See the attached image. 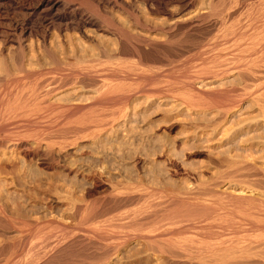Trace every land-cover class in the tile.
I'll return each instance as SVG.
<instances>
[{
    "label": "bare ground",
    "instance_id": "bare-ground-1",
    "mask_svg": "<svg viewBox=\"0 0 264 264\" xmlns=\"http://www.w3.org/2000/svg\"><path fill=\"white\" fill-rule=\"evenodd\" d=\"M251 1L255 0H203L201 4L198 0H0V264H22L20 259L29 239L24 229L36 227V222L31 217L23 218L20 199L30 192L28 187H39L37 183L46 180L43 176L48 173L43 169L61 165L63 157L56 158L58 150L62 155V151L82 142L91 143L107 136L119 125L118 120L128 116L129 106L136 99L148 102L151 98L182 93L186 102L197 106L202 102L208 108H216L220 112H215L217 117L224 113V118L234 112L243 99L239 92L245 88L221 90L213 84L223 85L235 78L248 84L264 81V65L257 64L258 61L264 64V52L263 56L260 54L262 60H256L258 57L254 55L256 49L264 50V1ZM141 6L147 9V16H162L163 20L143 17L145 10L142 12ZM213 32H217L218 41L212 44L209 37ZM185 36L192 39L191 45L194 41L197 48H202L204 68L181 72L175 66L148 73L153 63L178 59ZM128 59L134 60L133 63L127 62ZM131 80L133 84L125 83ZM253 89L247 90L248 93L252 94ZM263 95L262 91L255 97L260 101ZM113 106L118 109H111ZM216 122L218 126L221 123ZM18 150L23 157L16 168L17 158L11 156ZM37 165L43 168L41 172L35 169ZM91 168L90 165V171ZM257 176L255 179L260 180ZM218 184L215 182L199 194L210 196L209 205L191 198L151 201L117 224L119 229L128 231L112 236L119 242L114 247L104 244L96 228L77 231L64 228L53 241L46 239L35 246L32 243L27 264H106L127 242L142 245L146 254L163 264H264L263 199L261 202L246 192L217 193L212 187ZM51 185L57 186L54 181ZM17 186L28 188L27 194H19V201L14 196ZM41 189L46 190L44 186ZM263 191H258L261 196ZM108 199V204L100 199L87 203L84 221L93 222L103 210H115L130 200L118 192ZM225 202L247 207L245 211L250 212H245L248 213L245 217L244 211L237 208L242 216L237 218L227 209L232 206ZM82 206H76L78 213ZM216 220L226 221L225 227L216 225Z\"/></svg>",
    "mask_w": 264,
    "mask_h": 264
},
{
    "label": "rangeland",
    "instance_id": "rangeland-1",
    "mask_svg": "<svg viewBox=\"0 0 264 264\" xmlns=\"http://www.w3.org/2000/svg\"><path fill=\"white\" fill-rule=\"evenodd\" d=\"M262 1L259 0L258 2L260 3ZM198 2H200L201 4V2L204 3L206 2V0H204V2L203 0H198ZM142 7L143 6H141V8ZM141 11H144L143 17L163 20L162 16H147L148 13L146 8ZM217 38V32H213L209 37L210 43L213 44L218 41ZM184 43L186 44L183 45ZM184 43H182L183 52L178 59H176L174 62H162L163 64L161 62L153 63V65H151L152 67L149 65V70H147L148 73L154 74L157 72H163L169 69H173L175 66H177V71L181 72H184L186 70L194 72L200 71L199 68L201 69V67L204 66L202 65L203 63L201 60L202 56L200 55L202 52V48H197L198 43L194 41L193 45H191L192 39H188L187 36H185ZM256 50V53L254 52V55L258 57L256 58L257 60L260 59L261 56H263V54L261 53H263L264 50L262 48ZM255 56H253V59H255ZM228 58L231 57L228 56ZM262 59H264V57H262ZM133 61L134 60L132 59L127 60V62L129 63H133ZM168 63L170 65H167ZM258 63H260V66L264 65L262 64L263 62L261 63V61H258L257 64ZM235 79H232L229 83L224 82L223 85H221L222 83L220 82L213 84L214 87L217 85V87H220L221 90H227L231 88H245L244 91L245 93L247 92L246 94L241 93L244 92L243 90L239 92L241 95H243V99H241V96L238 95V99H241V102L239 101V103L241 104L238 103L237 107L233 110L234 112H232L233 114L231 113L229 115H225L224 118L222 116L224 115V113H221V115L219 114V117H217V113L219 111H217L216 108H208L205 104L204 107V105L201 104L202 102H198L201 107L199 105L197 106L196 103H192L191 101L189 102V100L188 102H186L185 99H187V97L185 96V99L183 100L182 93L181 96L180 94H170L166 95V97H155V99L151 98V100L148 99V102L143 98H139L138 100L136 99L135 101H133L131 103L132 105L129 106L128 116L125 119L123 118L117 121V124L119 125L116 126L118 128L115 126L116 129L114 128L115 130L113 131H119L118 133H115L113 131L109 132L107 136H103L108 138H106V140H102L103 137H101L100 139L91 141V143L90 141L82 142L79 146L69 148L65 152L62 151V155L61 151L56 149V151L58 150V153L60 152L58 155L56 152V158H58V156L59 158L63 157V159L60 158L61 167L56 166L49 170H44L41 166L37 165L38 169L35 168L37 171L41 172L40 169H43L42 171L48 173V176H43V178L46 177V180L43 179L44 181H42V183H37V185H39V187L37 186L38 188L36 187V185H33L36 188L31 186L28 187L29 189L27 187H22L20 189L19 186H17V188L15 189L16 191L18 190L17 192L13 189L15 191L14 196L16 198H19V194L20 196L21 194H27L26 189H28V191L30 190L28 194H32V196L34 197L33 198L31 195L27 196V194L23 196L25 197V199H23V197L21 196V199H23V201H21V199L19 198L20 205L24 209H22L23 218L25 217L26 219H29L28 217H31L30 219L33 220L34 218L33 221L36 222V227H26L24 229V235H29V239L20 259L21 263L27 264V262L30 261L31 256H29V251L31 249L29 248H32L33 244L35 246L43 243V241L45 243L46 239H49L47 241H51L53 238L55 239L56 236L61 234L60 232L62 231V229L68 227L69 229L75 231H77L78 229L87 230L96 228L103 236V240H105L103 241L104 244L114 247L119 242L113 239L112 236L117 234H125L128 231L121 228L119 229V227L117 226V224L124 220L125 217H129L130 215L135 213V211L139 209L141 210V208L143 209L149 203L157 201L167 202L173 199L191 198L196 203L209 205L210 201L208 203V199H210V196L208 194H204L203 196L199 194L201 193V191H203L204 188H208L215 182L219 184L218 186L212 188L217 193H222L224 191V193L230 192V194L246 192L248 194H251V197L257 200L259 199V201L263 202L264 195L261 196L262 193L259 192H262L264 190V183H260L262 180H264V114L262 113V111L264 112V108L262 110V107H264V103L262 104L261 101L264 95L261 97L260 101H258L259 99L257 97L259 92L263 91L264 94V85H261V83L264 81H250L251 83L249 82V86L248 82H242L239 78ZM131 82L133 84L132 80L128 81V83H125L128 85L131 84ZM254 83L256 84L254 85ZM225 84L228 85L224 86ZM258 84L261 86H259ZM241 85H243V87ZM256 86L259 88H257ZM251 87L255 88V91L252 88L254 91L252 94L250 92L248 93V91L252 90L249 89ZM261 94L262 93H260V95ZM165 98L168 99V101ZM253 98H256L257 100L254 99V101H251L253 100ZM180 104L183 105L182 108ZM258 104L259 107L261 106V108L257 106ZM113 108L118 109L117 106L111 107V109ZM133 108L135 109V112H133ZM202 109L204 110V112ZM214 116L218 119L222 117L221 119H223V121L221 119V121L217 120L216 118H214ZM213 118L215 119L214 121ZM216 121L221 122H218L219 126L217 125ZM211 122L213 123V125ZM123 123L126 125H124ZM92 144L95 147H93ZM82 145L85 147H83ZM75 147L78 151L75 149ZM78 147H80L81 149ZM87 148L88 150L91 149V151H88ZM82 149L84 151H82ZM93 150L95 151L93 152ZM16 152H14L11 157L17 158L15 160L17 163V168L18 166L20 167L19 158H22L23 156L19 153V150V154L17 153L18 155L15 154ZM66 153H69V156ZM65 156L67 157L65 158ZM85 156L90 159H84ZM74 158H77L79 162L81 161V158L83 159L79 164V162L74 160ZM96 158H98L99 161L96 160ZM68 159H73L75 162L72 160L74 163L72 161L69 163ZM84 160L86 163H83ZM32 163L34 165V162ZM87 163L89 166L87 165ZM71 164H74V169H76L77 171L72 169L73 166L71 168ZM68 165H70V167ZM90 165L92 167L91 169H93L91 171ZM246 166L250 167L251 169ZM243 167H245L246 169H250V171L244 170ZM77 168L80 170L78 171ZM62 169H64V171ZM69 169H71V171ZM236 169L241 170L237 171ZM256 170L259 173H257ZM85 172L88 174L86 175ZM254 173L259 175L257 176ZM246 174H249V176L247 175V177H249L248 179L245 178ZM250 175H255L258 179L261 178V181L255 179V176L252 177ZM50 177L53 179H51ZM222 178H224V180ZM97 179H100V182H97ZM254 179L257 181H255ZM47 180L49 182H47ZM53 181L54 183H56V187L51 185L53 184ZM57 181L59 182L58 184ZM61 181L62 183H60ZM241 181L248 182L245 183ZM256 182L258 183L257 186H259L260 184V188H257L255 184ZM47 185L49 186L50 191H47L49 190ZM92 185H94L95 187ZM43 186L44 189L46 188V193L41 189L43 188ZM86 190L88 191L86 192ZM252 191L255 194H253ZM117 192L118 194L123 193L124 195H127L130 200H128L123 206L116 208L115 210L113 209L106 212L103 210L97 218L98 221H84L87 219H85V217H87L85 213L87 212L85 210V206L87 203L91 202L92 200L99 202L100 199L101 202L105 201V203L108 204V196L116 194ZM85 194L87 195L85 196ZM131 198L138 199L134 200ZM24 201L27 205L26 207H24ZM36 201L38 203H36ZM72 201L75 204L74 206L72 205ZM70 202L72 204H70ZM226 204L232 206L231 208L229 206L227 209L231 212H234L237 218L242 217L239 213L240 210L244 211L242 212V214L245 217H247L248 214H246L245 212H250V210L245 211L247 207L242 208L238 204V206L236 204ZM77 205H83V209L79 213V210L76 211ZM233 206H235L236 208H233ZM237 208L240 210H238ZM24 212L32 216H29ZM223 221L224 220H216L215 224L225 227L226 221ZM144 252L145 251L143 249V246L138 245L137 242H127L120 247V250L115 255L109 258L106 264H161V262L163 264V261L156 262L153 256H151L149 253H147V256L146 252ZM150 257H152L153 259Z\"/></svg>",
    "mask_w": 264,
    "mask_h": 264
}]
</instances>
